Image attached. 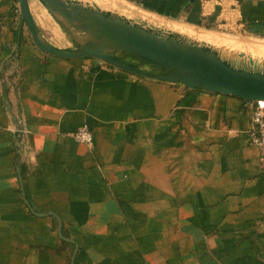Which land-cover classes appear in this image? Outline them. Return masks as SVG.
Returning <instances> with one entry per match:
<instances>
[{
  "label": "crops",
  "instance_id": "0c3cea01",
  "mask_svg": "<svg viewBox=\"0 0 264 264\" xmlns=\"http://www.w3.org/2000/svg\"><path fill=\"white\" fill-rule=\"evenodd\" d=\"M125 1L264 39V0ZM28 3L42 35L70 46L40 1ZM251 110L233 95L45 53L18 1L0 0V264H264ZM81 126L91 146L74 138Z\"/></svg>",
  "mask_w": 264,
  "mask_h": 264
},
{
  "label": "water",
  "instance_id": "95a60500",
  "mask_svg": "<svg viewBox=\"0 0 264 264\" xmlns=\"http://www.w3.org/2000/svg\"><path fill=\"white\" fill-rule=\"evenodd\" d=\"M19 16L39 50L64 58H95L134 74L186 87L264 100V62L241 53L224 56L210 44L152 27L104 9L89 0H39L71 42L59 47L46 39L17 0Z\"/></svg>",
  "mask_w": 264,
  "mask_h": 264
},
{
  "label": "rangeland",
  "instance_id": "374dc122",
  "mask_svg": "<svg viewBox=\"0 0 264 264\" xmlns=\"http://www.w3.org/2000/svg\"><path fill=\"white\" fill-rule=\"evenodd\" d=\"M85 1V0H84ZM93 1L100 7L104 9H109L111 11L117 12L121 15L126 16L129 19L136 20L140 23H144L146 25L164 28L170 30H183V31H194L196 33H206L213 36L218 37L221 42L210 44L217 51L221 52L224 56L229 57L231 54L241 53L245 56V58H252L256 62H264V39L260 38H251L241 34H233V33H224L217 32L213 30H208L204 28H199L197 26L191 25H181L173 22H169L166 20H162L161 18L144 12L140 8L126 2L125 0H113L116 3L120 4L119 6L111 4L108 1L101 2L100 0H89ZM187 37V36H186ZM194 39V38H192ZM67 43L71 44V42L66 38ZM197 41L205 42L209 44V42L205 41L203 38L196 39Z\"/></svg>",
  "mask_w": 264,
  "mask_h": 264
},
{
  "label": "built area",
  "instance_id": "2783aa9c",
  "mask_svg": "<svg viewBox=\"0 0 264 264\" xmlns=\"http://www.w3.org/2000/svg\"><path fill=\"white\" fill-rule=\"evenodd\" d=\"M201 2L213 1L216 3H223L231 0H199ZM103 63L102 61H99ZM105 64V63H103ZM248 101V100H247ZM252 107L250 114V125L248 128L247 141L257 146L260 149V157L264 162V100L248 101ZM76 141L81 142L87 146H91L93 142L92 132L85 126L79 127L74 133Z\"/></svg>",
  "mask_w": 264,
  "mask_h": 264
},
{
  "label": "bare ground",
  "instance_id": "6f19581e",
  "mask_svg": "<svg viewBox=\"0 0 264 264\" xmlns=\"http://www.w3.org/2000/svg\"><path fill=\"white\" fill-rule=\"evenodd\" d=\"M161 29H163V30H167V31L176 32V33L182 35L181 33H179V32L176 31V30H170V29H164V28H161ZM182 36L186 37L185 35H182ZM187 38H188V37H187ZM190 39H192V38H190ZM193 40H196V39H193ZM198 42H199V41H198ZM236 54H237V53H236ZM231 56L233 57L234 54H231ZM247 60H248V58H245V59H244L243 57L240 58V61H241V62H247ZM255 62H256V61H255Z\"/></svg>",
  "mask_w": 264,
  "mask_h": 264
}]
</instances>
